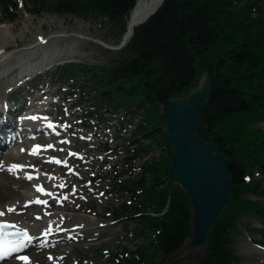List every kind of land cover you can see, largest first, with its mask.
Segmentation results:
<instances>
[{"label": "trees", "instance_id": "1", "mask_svg": "<svg viewBox=\"0 0 264 264\" xmlns=\"http://www.w3.org/2000/svg\"><path fill=\"white\" fill-rule=\"evenodd\" d=\"M134 2L51 0L50 7L59 13H96L109 18L113 26L124 27ZM42 4L38 0L35 10H41ZM15 6L12 0H0V10L5 15ZM199 67L207 69L211 80L202 118L231 160L230 201L209 233L208 250L200 264H230L238 261L232 249L240 223L238 217L256 214L264 224V200L239 198L241 193L264 192V128L250 126L264 120V0H163L153 14L134 27L123 55L109 65L73 60L57 65L51 72L73 86L90 83L96 103L105 98L112 102L109 97L114 90L132 96L127 105L136 104L141 114L134 136L150 141L137 143L125 160L148 152L151 142L164 145L159 159L152 157L142 166L137 179L124 184L133 193L140 191L139 205L123 203L114 213L128 217L147 208L160 212L168 206L160 217L141 215L133 230L147 236L154 234L155 240H147L130 251V257L125 258L130 264H161L156 260L157 254L149 251L151 247L163 255L173 253L190 236L188 198L177 189L176 178L170 174L173 150L165 128L166 117L159 112V106L168 97L182 94L194 85L202 72L199 73ZM146 120H152L153 126V120L160 123L138 136ZM202 132L198 129L197 135ZM146 172L151 175L149 182L144 178ZM257 172L262 179H251Z\"/></svg>", "mask_w": 264, "mask_h": 264}, {"label": "rangeland", "instance_id": "2", "mask_svg": "<svg viewBox=\"0 0 264 264\" xmlns=\"http://www.w3.org/2000/svg\"><path fill=\"white\" fill-rule=\"evenodd\" d=\"M13 1L16 2V6L12 13L4 15L0 10V47L1 43L7 42L5 45L7 48H21L36 39L38 40L41 36H49L44 43H47L46 47L53 50L56 49L55 44H57L59 48H68L72 52L40 69H34L38 65L33 66L28 74L19 77L14 70L21 66L19 64L8 62L7 65L0 68V99L5 100L3 103L6 108L7 105L10 108L9 106L13 104V101L8 98L10 91H16L17 96L14 98L16 103H20L27 92H32L31 98L35 103L34 106L37 105L35 111L39 115L50 117L51 121L58 125L55 129L58 134H51L48 140L40 138L41 140L36 142L35 138H31L17 142L18 153L25 152L28 156L26 160L15 156L17 153L12 151L14 146L9 147L10 149L7 148L6 152L2 153L0 163L24 165V167L17 169L16 172L9 171L8 167L0 168L2 170L0 171V211H7L9 206L17 205L13 211L15 216L20 217L19 221H27L29 219L27 211H34L39 207L36 205L33 206V209L24 207L22 200L30 199L35 195L44 196L36 191L31 192L34 184H38L41 179L46 192L55 193L57 197L55 206L49 208L48 211L66 214L64 215L66 218H61L60 223L66 227L67 231H69L70 225L85 224V220L90 223L72 239L70 238L71 234H67V239L63 234L60 242L55 240L58 243L41 247L40 251H35L34 248L32 260L28 264H53V261L60 264H127L124 260L128 257L125 249L133 251L137 245L146 242L145 236L132 231V228L139 224V215L141 214H131L129 217L123 218L113 216V212L119 210V205L122 202L136 204L139 202V196L132 197L129 191L122 192L120 187L121 181L134 174L135 171L133 169L129 171L127 164L121 162L123 155L127 153L126 148L120 147L121 149L118 151L112 150L110 154H105L98 141L107 139L104 135L107 130L112 132L111 124L114 126L116 141L121 142V138H129L134 124L123 123L124 128H121V121L130 119L135 122L136 118L125 115L122 107H119L118 111L109 109L104 114L105 116L101 114L104 107L95 112L94 109L99 105L93 104L95 106H92L87 98L81 96V92L92 94L93 87L90 83L85 82L78 87L71 88L67 82L56 78L52 79L46 74L48 69L53 70L58 63L66 64L73 60L109 65L123 55V46L119 48L117 45L120 43L125 27L113 26L114 23L109 18L96 13H59L50 7L51 0H42L43 6L39 11L35 10L38 0ZM52 41L56 42L52 43ZM108 44L115 46L114 48L104 46ZM201 68L199 67V73L205 70ZM34 77H36V81H33ZM26 82L28 85H25ZM90 94L88 95L90 96ZM109 98L115 104L127 105L132 96L114 90ZM159 111L162 112V109L160 108ZM85 113L88 115L84 116ZM85 120L91 126L87 127ZM151 121L144 122L142 130L137 132L138 136L150 132L160 123L153 120L155 123L153 126ZM250 126L255 129L264 128V120L254 121ZM81 130L82 135L85 133L88 137H92L91 133L94 130H99V133L95 137L93 136V141L85 144L79 139ZM107 137L110 138V135ZM33 144L44 146L42 149L35 150L37 156L32 154L34 150L30 145L33 146ZM47 145H52V147H47ZM111 146L115 148L113 141ZM8 151L13 153L9 152L8 154ZM156 153L157 150L150 151L151 155ZM7 154L9 156H6ZM45 155L49 157H45ZM51 157L61 159L66 167L54 164L50 161ZM32 170L36 171L38 179L30 182L25 178V174L32 173ZM251 179H262V174L257 172ZM174 185L181 190L176 182ZM261 186L264 188V179ZM25 192H27L26 196H24ZM29 192L31 193L29 194ZM182 192L185 194L184 191ZM239 198L243 201L264 200V192L241 193ZM67 215L71 216L70 220ZM74 218L75 220H73ZM46 219L47 217L44 220ZM54 221L57 222V219ZM238 221H240L238 231L232 244V248L239 258L236 264H264V248L258 244L264 240V231L262 230L264 224L260 217L256 214L241 215L238 217ZM92 235L94 236L89 238ZM153 251L162 257L161 264H200L201 261L198 258L183 257L181 252L163 255L162 252L160 254L155 248H151L150 252ZM121 254L123 255L121 256ZM3 264L16 263L6 261Z\"/></svg>", "mask_w": 264, "mask_h": 264}, {"label": "water", "instance_id": "3", "mask_svg": "<svg viewBox=\"0 0 264 264\" xmlns=\"http://www.w3.org/2000/svg\"><path fill=\"white\" fill-rule=\"evenodd\" d=\"M123 44L124 40L117 47ZM210 91L211 80L204 70L185 93L162 103L173 149L170 171L187 194L191 208L192 233L181 251L183 257L205 255L208 234L230 199V158L221 152L201 115ZM199 128L204 133L198 137L195 132Z\"/></svg>", "mask_w": 264, "mask_h": 264}, {"label": "bare ground", "instance_id": "4", "mask_svg": "<svg viewBox=\"0 0 264 264\" xmlns=\"http://www.w3.org/2000/svg\"><path fill=\"white\" fill-rule=\"evenodd\" d=\"M161 2H162V0H136L135 5L133 6V8H132V10L130 12V15L127 18V21H126L127 24H126L125 30H124V32L122 34L121 40H124L126 42L129 39L130 35H131L132 28L137 23H139L140 21L145 19L152 11H154L161 4ZM60 34H62V33H60ZM1 36H3V35H1ZM48 38H49V36H41V37H39L38 40L36 39V41L30 42L29 44H27L24 47L15 48V49L7 48L5 46V45H7V42L1 43L2 45L0 47V68L4 67L5 64L7 65L8 62H10V64L16 63L17 65L18 64L19 65H23L24 67L26 66L28 68L36 66V64H40L41 66H44V65L50 64L51 62H54V61L58 60L59 58L67 56V54H70L69 52H72L71 49H68V48H59L57 44H55L56 45L55 46L56 49H53V50L50 49L49 47H46L47 43L46 44H44V43L47 41ZM58 39H60V38L58 37ZM15 40L17 41V39H15ZM55 42L52 41V43H55ZM104 46H106L108 48H114L115 45H109L108 44V45H104ZM1 101H2V99H1ZM42 118H43L42 115H40V120ZM50 134H52V133H50ZM32 147L33 146H31V148ZM5 148L6 147L2 148V150H4ZM33 150H34V148H33ZM11 153H13V152H11ZM16 153L17 154L15 156H19V157H21V158H23L25 160L28 157V156H26L25 152L18 153L16 151ZM32 154H33V152H32ZM34 155L37 156V152L36 151H35V154H33V156ZM19 157H17V158H19ZM45 157H49V156L45 155ZM2 165H3V167L10 166V164H6L5 162H3ZM0 171H2V170L0 169ZM12 171L16 172L17 169L16 170H12ZM32 171H34V170H32ZM37 177L38 176H37V173L35 171V178H36L35 180L38 179ZM35 186L36 185L34 184L33 190L31 192L38 191ZM39 186H42V188H44L43 180H41V179H39ZM31 192H29V194ZM26 195H27V192H25L24 196H26ZM48 197L52 198V195L49 194L48 196L47 195L43 196L39 200L44 201L45 198L48 200ZM35 198H38V196H33L32 200H34ZM29 200H30L29 198H25L24 200H22V203L25 202V201H29ZM61 200H62V198H61ZM31 203H32V201H31ZM55 204H56V201H53V200L49 199L48 205L54 206ZM39 205L40 204H38V206ZM62 205H63V203H62ZM16 206H14V207H16ZM66 206H67V204H66ZM68 208H70V207H68ZM31 209H33V207H31ZM46 209H49V208L45 207V206H40L39 209H36L34 211H27V215H28V218H29V219H27V221H19L20 217L15 216V214H14L15 212H13V211L12 212L3 211L5 214L3 216H0V219H7L9 221L16 222L17 225L19 224V225L22 226L21 228L26 229L27 231H29L28 233L30 234L32 239L30 241L24 243L23 250H25V251L22 252L23 251L22 250L19 253L20 255L21 254H26V256H30V257L32 256V253H33L32 247L35 246L36 244H39L40 241H41L40 237H39L40 233H47L48 236L46 238L47 239L49 238V240H53L54 238H60L61 236H63V234H64V238H65L68 233L71 234L72 236L77 235L79 231H82L81 229L83 227H86V225L90 223V221H88V220L86 221L85 220V222H84L85 224L81 223V224H76V225L75 224L74 225H70V228H68L69 231H67L66 227L60 223V220L62 221V219L66 218V216H64L66 214L57 213V212H54V211H47ZM46 217H47V219L44 220ZM67 218H68V220H70L71 216L67 215ZM55 219H57V222L54 221ZM73 220H75V218ZM97 228H99V227H97ZM58 229H61V235H55L56 232H57L55 230H58ZM97 232H98V229H97ZM93 236L94 235L90 236L89 238H91ZM43 238H41V239H43ZM31 260L29 262H31ZM16 262H17L16 264H19L18 262H20V261L17 260ZM21 263L24 264L23 261H21Z\"/></svg>", "mask_w": 264, "mask_h": 264}, {"label": "snow or ice", "instance_id": "5", "mask_svg": "<svg viewBox=\"0 0 264 264\" xmlns=\"http://www.w3.org/2000/svg\"><path fill=\"white\" fill-rule=\"evenodd\" d=\"M32 119H36V117H32ZM48 126L52 127L51 123H49ZM39 147H40L39 145L34 146L33 154H35V149H39ZM47 147H52V145H47ZM70 154H72V153H70ZM53 159H55V158H53ZM56 162H59V161H56ZM0 167H3L2 163H0ZM23 167H24V165H10V166H8V170L12 171V170L20 169V168H23ZM25 178L32 179V176L26 173L25 174ZM35 187L37 188L38 191H44L42 186H38L37 185ZM35 202L36 203H41V204L45 203V201H41L39 199H37ZM14 210H15L14 206H9L7 208V211H9V212H12ZM4 214L5 213L3 211H0V216H3ZM11 227H15V225L8 224L6 222H0V259L6 258L7 256L11 255L13 252H17L19 250V248L24 246V242L30 241L32 239L30 236L27 235V232L25 230H22V229H19V228H17L16 232L12 233V234L5 233L3 231L5 228H11ZM9 235H17V236H20L21 239L18 240V241H11V240L7 239V237ZM17 258L21 259V260H24V261L28 260V257H25V256H20V257H17Z\"/></svg>", "mask_w": 264, "mask_h": 264}]
</instances>
